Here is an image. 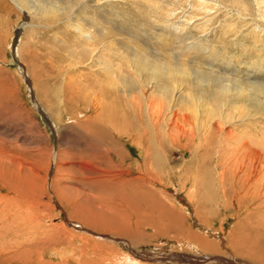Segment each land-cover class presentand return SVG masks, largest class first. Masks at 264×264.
Segmentation results:
<instances>
[{"label":"rangeland","instance_id":"obj_1","mask_svg":"<svg viewBox=\"0 0 264 264\" xmlns=\"http://www.w3.org/2000/svg\"><path fill=\"white\" fill-rule=\"evenodd\" d=\"M80 1L0 0V264H114L110 257L116 252L128 254V246L140 254L147 248L160 247L189 254L193 250L184 245L188 231L217 244L219 254L227 258H235L237 239H242L248 248L255 244L263 251L264 171L249 185L244 182L248 186L243 188L247 177L244 160L228 153L225 143L218 146L223 138L219 129L216 135L208 136L205 131L191 135L196 121L189 115L197 109L191 96L201 101L200 115L205 117L211 103H219L221 96L227 95L231 104L235 103L237 115L223 134H240L246 129L258 142L264 140L261 0L257 4L256 0H178L177 4L173 0ZM156 1L160 6L154 5ZM171 3L179 8L172 21L194 16L195 21L186 30L188 41L201 37L205 42H198L191 50L186 46L188 41L177 40L170 30L159 25V10ZM189 3L193 10H189ZM204 10H208L205 13L210 18L206 33L200 32ZM78 29L91 33L95 41L113 42L109 59L113 66L122 65L115 70L119 79L130 83L138 80L131 73L134 59L139 60L136 65L150 63L160 69L161 78L155 82L150 79L151 73L141 72L140 83H134L131 95L127 93L130 108L125 107V123L140 126L147 121L163 128L165 135L156 132L155 139L159 143L166 137L160 156L167 167L150 169L151 160L144 163L145 154L136 142L131 137L120 138L117 133L108 137L105 134L102 141L109 137L119 141L122 158L116 150L107 153V145L95 142L98 138H92L83 127L101 126L104 122L98 121L99 108L65 88L64 82L70 77L64 80V71H72L68 76L72 73L75 78V72L86 66L76 64L87 58L81 50ZM119 52L125 55L124 61L114 55ZM212 52L217 56L212 57ZM99 56L101 53L95 59ZM164 69L171 72V78H166ZM160 83L176 88L174 110L178 116L166 110V102L159 97ZM130 99L135 108H131ZM234 108L224 110L230 113ZM217 123L214 120L212 127L216 128ZM199 133H204L202 138L199 136L203 142L196 149ZM219 150L226 152L220 159ZM142 172H148V179L140 186ZM219 176L223 177L222 187ZM202 177L212 183L205 188L194 185L193 195V181ZM101 181L109 186H101ZM110 181L119 184L110 185ZM128 193H140L144 197L140 211L145 213L149 204L153 214L145 213L141 219L147 224L138 229L142 234L139 244L133 246L125 237L120 241L110 230L99 232L84 224L94 226L91 221L99 218L112 219L121 229L128 227L124 216L119 215L124 214L127 220L128 212L117 204ZM157 214V221L172 220L183 235L180 230L164 237L154 235ZM91 235L107 237L117 244L118 251L110 245L92 243ZM161 261L149 264L177 263Z\"/></svg>","mask_w":264,"mask_h":264},{"label":"bare ground","instance_id":"obj_2","mask_svg":"<svg viewBox=\"0 0 264 264\" xmlns=\"http://www.w3.org/2000/svg\"><path fill=\"white\" fill-rule=\"evenodd\" d=\"M78 1H80V0H78ZM188 1L189 0H185V3L186 2L188 3ZM80 2H82V3L85 2L87 4L88 0H81ZM177 2H178V0H173V3L177 4ZM200 3H202V2H200ZM160 4L161 3L158 1H156L154 3V5H156V6H160ZM256 4H257V0H256ZM262 4H263V8H264V0L260 1V5H262ZM174 5L171 3V4L166 6L165 10L160 9L159 12H160V16H162V17H161V20H159L157 22L159 23L160 26L164 27V29L170 30L172 32V35L175 38H177V40L182 39L186 42V41L190 40V38L187 35L186 30L189 28L191 22L195 21L194 16H189V20L184 19L183 21H177V20H176L177 22L172 21L174 18H176L175 15L179 11V8H176ZM182 8H183V6L181 7V9ZM259 8L260 7H259V3H258V5L256 6V9L259 10ZM193 9H194L193 5L191 3H189V10H193ZM195 9H197V8H195ZM198 11H199V9H198ZM205 12L208 13V10L203 11V13L205 15L203 16L202 19H204V18L205 19H204V22L200 26L202 28V30L199 29L200 32H203V33L207 32L208 29H207L206 25L208 22H210L209 15L206 14ZM77 31L79 32L80 38L82 39V41H81L82 49L81 50L84 52V54L87 56V58L85 60H83L81 63L79 62L76 64H81V65L86 64V66L81 67L82 70L79 69L80 71L75 72V78H74L72 73L68 76V73L70 70L66 69L64 71V73L62 74L63 79L66 80L68 77H70V80H68L67 83L64 82L65 88H67L69 90V92L70 91L75 92L78 99H81L82 101H86L89 105L94 104L97 108H99L100 113H99L98 121L104 122L103 125L99 123L101 126H99V125L95 126L94 125L92 127L91 126L89 127L88 125H85V124H84V126L83 125L82 126L84 128L87 127L86 130L87 131L89 130L90 135L92 134V138H94L95 140L98 138V141H95V142H101V144L105 143V145H107L106 146L107 147L106 148L107 153H109V152L115 153L117 151L116 153H118L117 155L120 158H122V155H121V152H118V151H121L122 149L121 150L118 149L119 141L115 140L113 137H109L108 141L104 142V141H102L103 140L102 137H104L105 134L108 137V134L113 135L114 133H117L116 135L117 136L119 135L118 137H120V138L121 137L122 138L131 137V139H133L136 142L138 149L140 151L144 152V154H145V156L144 155L142 156V157H144V160H145V162L144 161L143 162L146 163L148 160H151V164L150 163L148 164L150 169H154L157 171H158V169H163L162 166L163 165L166 166V163H163L162 158L160 156V153L163 152L162 151V149H163L162 148V144H163L162 141H164L163 139H166V137L165 138L162 137V141L159 143H157V141L155 139L156 132H162L163 135H165V131L163 130V128H161L160 126L157 127L153 123L147 122V121L144 124H141L140 126L138 123H127V122L125 123V121H126V117H125L126 108L125 107L130 108V106L127 104V101H126L128 98L127 93L130 92V95H131L132 91L135 90L134 83L136 85H138L140 83V82H138V80L141 79V72L151 73L150 79H152L153 82H155L156 80H158V78H161V76H159L161 74L160 69L155 64H150V63H140V64L136 65L139 60L134 59L133 61H131V64H134L131 66V73L133 75H135L138 80H134V83H130L127 80L119 79V77L115 75V70L116 69L120 70V68H122V65L116 64V66H113V62L109 59V53L113 48V42L112 41H101V42L95 41V36H92L91 33L84 32L81 29H78ZM200 39H201V37L197 40L188 41V44H186V46L192 50V48H195L199 45V44H197L198 42H201V41L205 42V40H200ZM19 49H20V47L18 46V48L16 50L17 51L16 53H18V54L20 51ZM99 53H101V56H99V58L95 59V56ZM212 54L214 55L212 57L217 56L216 52H212ZM114 55L120 56L122 61L125 60V55H123L120 52L118 54L114 53ZM79 56H80V59H82L81 54ZM100 57H101V60H100ZM163 71L165 72L166 78H171V72L170 71H168L166 69H164ZM70 72H72V71H70ZM195 79L196 78H193L194 82H195ZM161 84L162 83H160V87H161L160 94L161 95L159 97L164 99V101L166 102V103H164V106L166 107L167 111H170L169 112L170 115L178 116V111L174 110L176 101L174 100L173 90H176V88H174L172 84H171L170 88H168L167 85H163V84L161 85ZM140 89H141V86H140ZM243 91L246 92L245 89H243ZM228 93H229V90H227L226 94H228ZM191 98H192L193 104L197 107V109L191 110L189 112L191 119L193 121L194 120L196 121V124L194 125V127L192 129H190L191 135H193L195 132L205 131V132H207L206 134L209 136L210 134L212 135V133H214V132L216 133V131L219 129L217 132L219 134H222L223 138H221V139L219 138L221 142H220V145H218V146L221 148V146H223V144L225 143V146L229 147L228 153L234 155V158L239 159V161L241 159L244 160L243 164L245 166L246 174H244V173L243 174L246 175L247 177L243 181V186H244L243 188H246V186L249 185L248 183H250L252 179H253L252 181H254V179L257 177V175L259 176L264 171V169H263L264 168V140L262 142H258L256 139L251 137V133H248L246 131V129L239 131L240 134H236V133L223 134L224 133L223 129L225 127L230 126L231 121L234 118H236L235 115H237L236 113H234L236 111V108H234V107H236V105H235V103L231 104L232 99L229 96H227V95L221 96V100L219 101V103H213V104L211 103V107L207 110L208 112L205 115V117L200 115V114H203L202 111L199 109L201 106V104H200L201 101H199L197 98L192 97V96H191ZM130 102H131V108L132 107L135 108L136 105H134L132 99H130ZM60 105H61V102H60ZM144 107H145L144 108V111H145L147 109L146 108L147 105ZM88 108H89V106H87L85 109L87 110ZM224 108H226V109L234 108V111H232L233 113L231 111H230V113H228L227 111L224 110ZM237 112H238V110H237ZM95 118L97 119V116ZM214 120H217V122H218L217 126H214L216 128L212 127L213 126L212 123ZM109 131H111V132H109ZM192 131H194V132L192 133ZM203 134L204 133H199L196 135L198 138V141L195 143L196 149H199L202 145L203 141H201L202 140L201 138H202ZM194 138H196V137H194ZM214 139H216V138H214ZM144 144H146V146ZM217 144H219V143H217ZM223 153L224 152H222L220 150L217 151V155H218L219 159L221 157H223L222 156ZM160 165H162V166H160ZM172 169H173L172 167L170 169L168 168V170H172ZM147 174H148V172H147ZM147 174L144 172L140 173L141 180H142V183L140 184V186H143L144 182L147 181V179H148ZM155 175H156V173H155ZM219 175H221V174H219ZM219 178H220L219 184H220V187H222V185H223L222 178L223 177L219 176ZM97 182H99V181H97ZM221 182H222V184H221ZM244 182H246L248 185H246ZM104 183L107 186H109L107 184V182H103V181L100 182V185L101 184L105 185ZM209 183H212V182L211 181L209 182L208 179L205 177L198 178L196 180L194 179L193 185L191 188V190H192L191 192L193 193L196 190L194 185L202 184L205 188V186H208ZM118 184L119 183H117L115 181H110V185H118ZM125 184L128 185V182H126ZM28 185H30V184H28ZM103 185H101V186H103ZM101 186H100V188H101ZM93 187H95V186H93ZM250 189L251 188L248 187V190H250ZM204 194H206V193H204ZM193 195H194V193H193ZM202 196H203V194H201V197ZM206 197L208 198L209 196L206 195ZM198 198H200V196ZM142 200L144 201V197L142 195H140V193H138V194L137 193H135V194H129L128 193L125 195L124 198L121 197V200L119 201L120 203H117L118 205L122 206V208H123V210H125V212L126 211L128 212V215H126L128 217L127 220L125 219L124 214L119 213V215L122 218L124 216V218H123L125 221L124 223H126V222L129 223L128 227L125 226L124 229H121L122 227L120 228L118 225H116L112 219H109V220L103 219L105 221H100L101 219L98 218V220H92L91 222H93L95 224L94 226L91 224L88 225L87 223H84V224L86 226H88L89 228H92V229L99 231V232H105L106 233L107 231L110 230L113 233H115L116 236H118L120 238V239L118 238L120 241H121V238L125 237L124 240H126V242L130 241L133 246H136L137 244H139V242L142 239V237H141L142 234L141 233L139 234L138 229H140V227H143L142 226L143 224H147L146 221H142L141 219L143 218V215L144 216L146 215L145 213H151V209H149V204H148L149 210L147 209L148 211L146 210L145 213L140 211L139 205H141V206L144 205V203H140V201H142ZM153 200H154V198H153ZM118 205H116V206H118ZM114 208H116V207H114ZM154 209H156V208L154 207ZM115 210L117 211V208ZM163 210H165V209H163ZM188 210H189V208H188ZM167 211H169V210H167ZM199 211L200 210H198L197 213ZM204 211H205V209H204ZM142 213H144V214H142ZM154 213H156V212H154ZM117 214H118V212H117ZM160 214H157V216L154 218L155 222H157V224H155V226L158 227V229L157 228L155 229L154 235H158L157 237H159V236L164 237V236H168L169 232H171L173 230H175V231L180 230L181 231V228H177V226H175V224L172 222V220L168 221V219H167V221L165 220V223H162V220H160L158 218V221H157V217H158V215L160 217ZM81 219H83V218H81ZM147 222H149V221H147ZM147 227L148 226H146L145 228L147 229ZM151 228H153V227H151ZM182 233L183 232L181 231V234ZM187 233H188V234H186L187 238L185 240L186 244H184V245H187L188 247L191 248V251L192 250L194 251V252L192 251V253H189L190 255L188 253H181L178 250L175 251L173 248L172 249L171 248L163 249L161 247L155 248V249L147 248V249H145L146 252H144V254H140L139 251L137 252V250H135L136 253L133 250H131L130 246H128V248H126V250H125V251H128V254L124 253V252H119L120 253V255H119V253L116 254L117 253L116 252L117 247L115 245H117V244L115 242H113L112 240H109V239H107V237L105 238L102 235L100 237H97L98 235H96V236L91 235L89 237H92V240H90L92 243H96V244L98 243V244H102V245H110L113 248L115 247L114 250L116 253L110 257V259L113 261L114 264H149V263L155 262V261L160 262L161 260L169 261V263L177 262L179 264H182V263H184V264H257V263L258 264H264V252H263L264 250L262 251L260 246L257 247L254 244V245H250V248H248L246 243L242 242V239L241 240L237 239V240H235L236 243L234 244L237 247V248H235L236 249L235 254H234V255H236L235 258H227V257L221 256L219 254V249L216 248L217 244L215 245V244L209 243L208 241L206 242L205 239H201L200 237L191 233L190 231H188ZM243 235H245V234H243ZM112 238H115V237H112ZM235 238H233V239H235ZM86 239L87 238H85V240ZM88 239H90V238H88ZM88 239H87V241H88ZM104 240H106L108 242H105ZM153 240H154V238H153ZM130 242H128V243H130ZM180 242H182V241H180ZM193 243H196L197 245H194ZM165 245H170V244H165ZM171 245L174 246L175 243L174 244L172 243ZM181 245H183V244H181ZM103 248H104V246H103ZM114 250H113V252H114ZM117 251H118V249H117ZM131 254L133 256L135 255L137 257H140V260H142V261L137 260L135 258V256L133 257Z\"/></svg>","mask_w":264,"mask_h":264},{"label":"water","instance_id":"obj_3","mask_svg":"<svg viewBox=\"0 0 264 264\" xmlns=\"http://www.w3.org/2000/svg\"><path fill=\"white\" fill-rule=\"evenodd\" d=\"M15 40H16V37L14 38V41L13 42H15Z\"/></svg>","mask_w":264,"mask_h":264}]
</instances>
